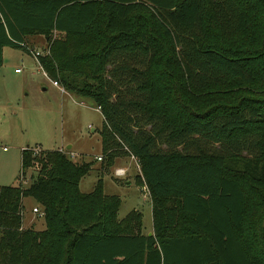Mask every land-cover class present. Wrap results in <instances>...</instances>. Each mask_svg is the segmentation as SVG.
I'll return each mask as SVG.
<instances>
[{
	"label": "trees",
	"instance_id": "obj_1",
	"mask_svg": "<svg viewBox=\"0 0 264 264\" xmlns=\"http://www.w3.org/2000/svg\"><path fill=\"white\" fill-rule=\"evenodd\" d=\"M29 35L98 109L102 154L137 160L152 234L116 221L99 179L79 192L89 162L25 147L18 177L35 176L0 186V264H264V0H0V64ZM23 197L42 230L21 228Z\"/></svg>",
	"mask_w": 264,
	"mask_h": 264
},
{
	"label": "rangeland",
	"instance_id": "obj_2",
	"mask_svg": "<svg viewBox=\"0 0 264 264\" xmlns=\"http://www.w3.org/2000/svg\"><path fill=\"white\" fill-rule=\"evenodd\" d=\"M42 38L39 43H33L24 37L23 48H1L0 186L25 188L31 181L30 176H35L36 164L30 162L34 167L25 169L22 179L18 177L20 149L26 147L29 152L37 148L39 152L61 148V153L73 154L69 156L71 161L90 163L88 172L78 180L79 192H90L99 179L102 194L119 198L116 221L135 209L132 211L140 216V229L136 231H146L150 223L151 202L149 196L142 198L135 183L139 172L137 160L125 155L112 158L103 155L98 135L102 118L93 103L66 92L60 93L42 77L30 54V51L36 52L37 58L46 53ZM14 68L19 73L14 74ZM66 146L70 147L65 149ZM115 168H123L124 175L115 176ZM21 205L20 224L24 228L42 230L40 206L30 197L21 198ZM33 207L36 213L31 212ZM256 213H252L250 221L255 220Z\"/></svg>",
	"mask_w": 264,
	"mask_h": 264
},
{
	"label": "built area",
	"instance_id": "obj_3",
	"mask_svg": "<svg viewBox=\"0 0 264 264\" xmlns=\"http://www.w3.org/2000/svg\"><path fill=\"white\" fill-rule=\"evenodd\" d=\"M30 54H31V56L34 58L36 64L38 65L37 60H36V59H37L36 56H37L38 54H37L36 52H35V53H32L31 51H30ZM38 67H39V65H38ZM39 70H40V73H41V75H42V77H43L44 79H47V80L51 83V85L57 87L60 91H62V89L59 87V85H58L55 81H53V80H49V79H48L47 75L45 74V72H43V71L41 70L40 67H39ZM17 71H18V69L15 68V69H14V72H17ZM96 109H97V108H96ZM97 110H98V109H97ZM22 149H23V148H22ZM37 150H38L37 148H33L32 150H30V151H31V155H32V156L37 155V153H38ZM59 151H60V149H59ZM64 154H66L68 157L73 155L72 153H68V152H66V153H64ZM129 157H130L131 159H135V158L132 157V156H129ZM96 160H100V157H96ZM113 172H114V175H115V176H118V177H119V176H123L124 173H125V171H124L123 168H115ZM19 178L22 179V175H20ZM138 187H139V192H140L141 195H142V198H145V197L149 196L148 189H147V187H146V185H145V183H144L143 181H142L141 183H139ZM31 212H32V213H36V212H37V211H36V208H34V207L31 208Z\"/></svg>",
	"mask_w": 264,
	"mask_h": 264
},
{
	"label": "crops",
	"instance_id": "obj_4",
	"mask_svg": "<svg viewBox=\"0 0 264 264\" xmlns=\"http://www.w3.org/2000/svg\"><path fill=\"white\" fill-rule=\"evenodd\" d=\"M43 37V36H42ZM41 37V35H31V36H27V38L31 41V42H33V43H39V41H40V38H42ZM43 42H44V44L46 45V43H45V38L43 37L42 39H41ZM15 69V68H14ZM14 69H13V71H14ZM17 73H19V71H17V72H14V74H17ZM50 83V82H49ZM51 85V84H50ZM53 88H55V89H57L60 93H65L64 91H60L57 87H55V86H53V85H51ZM70 147V146H69ZM59 149H61V148H58V149H56V150H59ZM2 150H4V148H2ZM131 210H135V209H131ZM149 212H150V223H149V227L147 228V230L146 231H143V232H140L141 234H144V235H150L151 234V230H152V228H151V211H150V205H149ZM21 228H24L23 226H22V224H21Z\"/></svg>",
	"mask_w": 264,
	"mask_h": 264
},
{
	"label": "water",
	"instance_id": "obj_5",
	"mask_svg": "<svg viewBox=\"0 0 264 264\" xmlns=\"http://www.w3.org/2000/svg\"><path fill=\"white\" fill-rule=\"evenodd\" d=\"M68 148H69V146H66V147H65V149H68Z\"/></svg>",
	"mask_w": 264,
	"mask_h": 264
}]
</instances>
